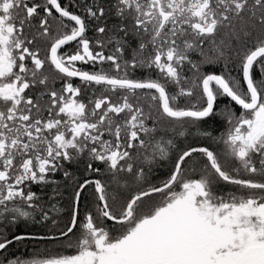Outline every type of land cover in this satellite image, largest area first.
<instances>
[{
    "label": "snow or ice",
    "instance_id": "6c2138e0",
    "mask_svg": "<svg viewBox=\"0 0 264 264\" xmlns=\"http://www.w3.org/2000/svg\"><path fill=\"white\" fill-rule=\"evenodd\" d=\"M81 161L56 253L7 255ZM0 264H264V0H0Z\"/></svg>",
    "mask_w": 264,
    "mask_h": 264
},
{
    "label": "trees",
    "instance_id": "16d2710c",
    "mask_svg": "<svg viewBox=\"0 0 264 264\" xmlns=\"http://www.w3.org/2000/svg\"><path fill=\"white\" fill-rule=\"evenodd\" d=\"M110 0H104V3L107 5ZM110 24L114 22V18H110L108 21ZM244 41L241 42V47H243ZM199 59V57H194ZM206 72L215 71L219 73L223 71L222 64H213V65H205L202 69ZM233 74H237V71H234ZM228 103L227 100H223L220 102L221 107L224 104ZM237 114L241 111L237 106H234ZM205 128L212 131L213 135H219L222 132V124L219 121V118L209 119L206 124L204 125ZM178 148H187L189 146H200V145H209L211 142L205 140L203 137L198 138H184L178 137L176 140ZM212 147H216L219 150V146L212 144ZM175 153H173L174 155ZM103 168V165L97 164ZM172 167L171 159L166 161H160L159 164L153 166V171L149 176V180L153 183H159L163 178L166 177L168 172ZM86 165L84 162L80 163H69V166L66 170H68L71 175L68 177V181L52 187V190L57 189L60 193V196H55L51 198V205H55L59 211H50V215L57 217L59 219L58 225H51L50 223H37L30 227L29 222L25 223V228L22 230L15 231L18 235L20 234H31L30 236H43L49 237L51 235H55L59 228L63 227L64 224L68 220V212L71 208V201L74 194L75 184L73 178L76 181L83 182L85 179H92V178H101L103 181L108 182L110 177L106 175L103 171L99 174L89 173L86 170ZM219 190L221 191H230L234 190L235 186L221 184L218 186ZM91 191V186L85 190V193H82L81 197V215H83L84 208L88 204L89 197L86 193ZM55 193V192H54ZM13 232V230H12ZM59 245L52 242L51 240H21L15 242L12 246L9 247L7 255L12 258H19V259H32V258H43L46 255H53L56 253Z\"/></svg>",
    "mask_w": 264,
    "mask_h": 264
},
{
    "label": "flooded vegetation",
    "instance_id": "af4514ba",
    "mask_svg": "<svg viewBox=\"0 0 264 264\" xmlns=\"http://www.w3.org/2000/svg\"><path fill=\"white\" fill-rule=\"evenodd\" d=\"M68 2L70 3L71 0H68ZM72 10L73 11H77V12L79 11V9H76V8H73ZM93 35H94V32L93 31H90L89 32V36L92 37ZM42 55H43V53H42ZM83 67L86 70H89L90 69V66H88V65H84ZM59 83L60 82L57 83V87H59ZM73 83L79 84L80 82H79L78 79H76V80L73 81ZM84 99L86 100L87 99V96H85ZM68 166H69V162H65L64 168L67 169ZM53 179L56 181V183H54V184H49V185H44V186H42V185H33L32 186V190L33 191H36L37 194L41 196L42 202L44 204H46V205H50L51 204L50 202H51V198L52 197H55V196H58L59 197L60 196V193L58 192L59 194H57L56 191L52 190V187L53 186H56V188H57V187H59L58 186L59 184H63V183H65V182L68 181V177H65L63 175V170L61 172L56 173L55 176L53 177ZM92 179H95V178H92ZM28 222L31 223L30 224V227H33L32 225H35L36 224V222H33V221H28ZM25 223H27V222H24L22 220L18 225L12 226L11 227V231H10V236L18 235L15 231L22 230L23 228H25V226L27 225V224L24 225ZM12 230H13V232H12ZM30 235L31 234H20V236H30ZM41 237H44V235L41 236ZM24 240H30V239H24Z\"/></svg>",
    "mask_w": 264,
    "mask_h": 264
},
{
    "label": "water",
    "instance_id": "95a60500",
    "mask_svg": "<svg viewBox=\"0 0 264 264\" xmlns=\"http://www.w3.org/2000/svg\"><path fill=\"white\" fill-rule=\"evenodd\" d=\"M23 237H25V239H33V240H49L46 237L42 238V237H39V236H23Z\"/></svg>",
    "mask_w": 264,
    "mask_h": 264
},
{
    "label": "rangeland",
    "instance_id": "374dc122",
    "mask_svg": "<svg viewBox=\"0 0 264 264\" xmlns=\"http://www.w3.org/2000/svg\"><path fill=\"white\" fill-rule=\"evenodd\" d=\"M37 259H39V258H37Z\"/></svg>",
    "mask_w": 264,
    "mask_h": 264
}]
</instances>
